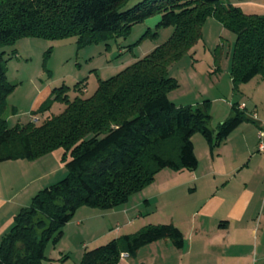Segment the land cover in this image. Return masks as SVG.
<instances>
[{
    "label": "trees",
    "instance_id": "obj_1",
    "mask_svg": "<svg viewBox=\"0 0 264 264\" xmlns=\"http://www.w3.org/2000/svg\"><path fill=\"white\" fill-rule=\"evenodd\" d=\"M0 0V164L35 161L64 150L68 175L36 194L14 218L0 240V264H42L46 246L58 243L63 228L82 207L110 211L151 185L170 169L198 167L193 137L200 134L210 153L249 118L232 105V115L210 129L206 107L177 106L169 99L179 84L171 65L189 54L203 37L209 18L235 36L230 77L234 91L256 77L264 78V15H249L224 0ZM250 1V0H238ZM160 16L156 30L173 28L170 38L119 74L103 81L88 98L70 100L65 86L34 112L38 117L55 103L65 105L40 124L32 120L9 126L8 97L18 84L7 77L4 49L22 39H77L78 48L127 39L135 26ZM158 33L147 31L137 42ZM215 50V57L219 55ZM75 89L83 92L80 85ZM12 115H16L13 108ZM170 241L181 250L184 235L174 224L149 225L133 235L86 250L80 264H118L121 255L136 256L143 247Z\"/></svg>",
    "mask_w": 264,
    "mask_h": 264
},
{
    "label": "crops",
    "instance_id": "obj_2",
    "mask_svg": "<svg viewBox=\"0 0 264 264\" xmlns=\"http://www.w3.org/2000/svg\"><path fill=\"white\" fill-rule=\"evenodd\" d=\"M224 1L239 7L246 14L264 15V0ZM160 19L154 17L141 25H146L151 32L156 30ZM217 23L213 18H209L205 23L203 35L207 29L214 30L215 36V30L220 29ZM220 31L224 35V32ZM157 33L159 44L156 47L170 38L173 28L163 29ZM163 38H167L166 41L163 42ZM227 38L233 40L230 35ZM218 41L219 39L213 44L217 45ZM229 44L228 50L231 51L233 43ZM214 66H211L212 73L229 74L230 55L223 56L221 69ZM220 75L216 77V81H212V84L210 82L206 84L221 87ZM255 80L258 90L264 92V78L258 76L251 82ZM50 95V87L41 90L34 100L31 111H36ZM252 99L254 105L252 109H249L244 101L237 103L239 109L249 118L247 122L252 125L241 124L220 145L221 147L214 151L213 156L209 147H205L201 141L196 140L200 144L199 150L195 141L193 142L198 167L191 172H181V178H186V183L178 185V187H188L193 195L191 196L193 198L188 199L186 203V219L181 221L185 231L174 223L184 235V247L178 250L170 241H158L143 247L134 257L121 258L118 264H264V156L258 153L257 149V134L260 126L264 124V98L261 96ZM216 100L219 99H213ZM243 105L244 109H241L240 106ZM254 114L257 115L256 120L253 118ZM47 115L48 113L41 116L47 117ZM236 132L241 133L237 137V144H232ZM230 145L233 150H229ZM225 151H227L226 156H224ZM63 155V150H56L35 161L19 160L0 164V240L13 226L15 216L28 206L33 197L58 180L52 175L64 166ZM224 158L227 160L221 162ZM163 173L158 174L154 183L140 192L142 194H135L123 206L105 213L84 210L86 212L81 214L84 216L66 225L63 236L71 226L89 239L88 241L91 240L87 241V244L98 246L103 238L112 235L110 232L106 233L107 227L114 223L123 224L125 229L132 226L136 219L144 218V215L139 213V208L143 205L151 206L156 196L162 197L172 193L177 187L174 186L177 177L174 175L180 177V173ZM51 178L53 179L49 181ZM168 182H170L169 188L165 189ZM159 190L162 191L156 196H146L149 191L153 193ZM81 209L83 208L79 211ZM85 246L84 244L83 247Z\"/></svg>",
    "mask_w": 264,
    "mask_h": 264
},
{
    "label": "rangeland",
    "instance_id": "obj_3",
    "mask_svg": "<svg viewBox=\"0 0 264 264\" xmlns=\"http://www.w3.org/2000/svg\"><path fill=\"white\" fill-rule=\"evenodd\" d=\"M141 1L143 0H131L127 7L131 8ZM155 17L159 18L160 16ZM219 24V31L215 30L216 37L214 36V30L209 31L206 29L205 35H203L204 37H202V40L193 47L191 52L182 57L178 62L171 65L168 70L169 76L176 79L179 84V87L169 94L171 102L175 103L177 106L183 107H206V111L211 117L209 126L210 129L214 131V134H217L219 126L232 115L231 107L233 104L244 101L248 105L249 109H252L254 106L253 97L261 98L262 96V98H264V92L258 90L256 86L257 79L253 82L241 85L238 91H234L230 71L227 75L222 74V72L217 74L211 72V66L214 65L221 69L223 56L226 54L230 55L231 67L232 50L229 51L228 48H230L229 43H233L234 45L235 36L226 31L224 27ZM162 30L163 29H154L151 30V33L160 32ZM220 30L224 32V35ZM147 31H149V29L146 28V25L140 24L133 28L130 37L127 39L113 40L109 43L103 42L80 49L77 46L76 38H70L62 41L22 39L15 46L4 49V59L7 61L6 66L8 80L11 83L18 84L16 90L7 99L8 111L5 114V118L8 120L9 126L14 127L17 124H25L30 120L33 121L34 119H38L37 122L33 121L34 123L40 124L44 118H46L42 116L32 117L31 115V107L34 100L39 95L40 91L46 87H50L52 93L53 89L65 86L68 88L66 92L70 100H74L77 97H91L97 90L99 81L107 80L119 74L121 71L135 63L137 60L142 59L155 49V47L159 44L158 37L156 39L148 37L136 45ZM228 35L233 38L232 41L227 38ZM163 39L164 42L167 38ZM217 39H219L220 42H216L218 43L217 45L213 44ZM161 40L159 39V41ZM223 45H226V47H223ZM218 48L219 55H217L218 57L216 58L215 50ZM219 75L221 87H214L213 85L210 86L206 84V82H210L212 84V81H216V77ZM260 77L261 76H259V78ZM76 85H80L83 92L77 91L75 89ZM204 89L209 91L206 92ZM213 99L219 100L213 101ZM13 108L16 111V115H12L11 110ZM64 109L65 105L55 103L51 110L47 112V117L59 115ZM247 123L252 125L250 122H244V124ZM240 133L241 132H236L233 135L234 137L231 141L232 144H237V137ZM196 140L201 141V144L205 147L208 146L204 137L200 134H196L193 138V142L195 141L198 150L200 144ZM229 150H233L232 145H230ZM236 151L239 154L238 148ZM226 155L227 151H225L224 156ZM223 160H227V158L222 159L221 162H223ZM63 163L64 162L62 161V164ZM63 165L64 166L61 167V169L56 170L54 173L55 175H52L58 180H55L51 186L67 177L68 171L65 164ZM161 172H164L163 174H166V172L173 174L180 173V177L179 175H174L177 176L176 180H174V186L177 187H175L172 193L165 194L162 197L156 196V194L160 193L162 190L153 193H150L149 191L146 193L147 197L149 195H155L156 197L154 198L155 200L151 202V206L143 205L139 208V213L141 212L144 215L143 219H136L132 226L126 229L123 228V224L115 223L112 226L107 227L106 233L110 232L112 235L105 239L103 238L102 241L97 244L98 246H90L87 244L91 240L88 241L89 239L81 235V233H78L77 229L70 226L66 230V234L60 239V241H58V243L53 244L50 242L46 246V259L42 264H64L65 262H67L66 264H80L86 250H93L99 246L106 245L113 239H117L125 235L136 234L149 225L175 223L179 225L183 231H185V228H183L185 226L182 225L181 221L186 219V203L188 199L193 198L191 197L193 195L188 190V187H178L179 184L186 183V178H181V172L164 169L158 174ZM52 179L53 178L49 181ZM171 183V185H173V182ZM169 184L170 182H168V186L164 188H169ZM171 185L170 187H172ZM137 194L142 193L139 192ZM141 200H143V198ZM132 201H134V199ZM30 204L31 202H29L28 206ZM82 208L83 209L80 211L79 209L77 210L72 219L73 222L78 217L84 216L81 215L83 212H86L84 210H92L103 213L106 212L89 207ZM149 212L153 213L150 214ZM176 227L178 228V226ZM84 244L86 245L85 247H83Z\"/></svg>",
    "mask_w": 264,
    "mask_h": 264
},
{
    "label": "built area",
    "instance_id": "obj_4",
    "mask_svg": "<svg viewBox=\"0 0 264 264\" xmlns=\"http://www.w3.org/2000/svg\"><path fill=\"white\" fill-rule=\"evenodd\" d=\"M241 109H244V105L240 106ZM253 118L256 120L257 115L254 114ZM38 119H34L33 121L37 122ZM258 138H259V145H258V152L264 156V124H262L259 128V133H258ZM127 254H122L121 258L127 257Z\"/></svg>",
    "mask_w": 264,
    "mask_h": 264
}]
</instances>
